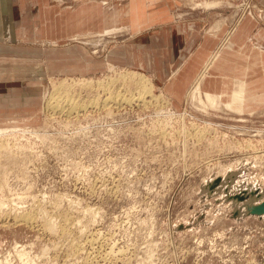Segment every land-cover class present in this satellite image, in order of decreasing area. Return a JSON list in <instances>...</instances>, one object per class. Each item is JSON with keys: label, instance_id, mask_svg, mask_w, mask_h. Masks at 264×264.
I'll return each mask as SVG.
<instances>
[{"label": "rangeland", "instance_id": "rangeland-1", "mask_svg": "<svg viewBox=\"0 0 264 264\" xmlns=\"http://www.w3.org/2000/svg\"><path fill=\"white\" fill-rule=\"evenodd\" d=\"M165 1L40 0L57 22L39 41H83L102 68L83 70L80 47L53 61L15 44L0 53V264H264V215L247 212L250 196L233 198L264 199V0ZM144 6L207 35L180 71L182 39L166 53V40H136L152 59L185 58L162 79L111 53L134 45ZM131 70L150 78L153 97L139 96L133 75L118 80ZM112 76L127 99L105 106L97 83L109 90ZM69 98L89 106L69 112Z\"/></svg>", "mask_w": 264, "mask_h": 264}, {"label": "crops", "instance_id": "crops-1", "mask_svg": "<svg viewBox=\"0 0 264 264\" xmlns=\"http://www.w3.org/2000/svg\"><path fill=\"white\" fill-rule=\"evenodd\" d=\"M167 2L168 1L166 0L165 3ZM42 6L40 0H0V53H6L9 46L15 44L14 46L22 52L29 51L31 52V56L43 54L48 61H53L69 59V56H73L75 53L73 48L80 47L82 52L86 54L84 57L78 59L80 63H85V65H82L83 63L81 64L83 70L93 69L98 66L102 68L103 61H98L93 57H89L91 55L88 53L86 47L83 46V41H80L81 43L71 44L56 42L55 40L49 43L39 41L40 39H49L48 36H45L44 30L54 31L56 28L55 23L57 22L55 20L56 15L54 18L46 16ZM144 8V20L135 21L130 26V30L133 31L132 37L134 39V45H128L127 51L123 47L120 48V46L113 47L111 53L119 54L123 57L128 56L129 61H137L141 63V66L136 65L135 68L145 70L146 68L155 69L154 71H156V73L158 72L159 78L162 79L167 77L170 72L173 71V68L180 64V61H183L185 58H176L173 56L172 58L159 57L152 59V57H148L146 49L144 52L142 51V48L139 46L140 41L136 40H153L155 44L161 43V41L156 42L155 39L157 38L159 40H166L164 47V52L166 53L169 52L167 45H172V42L177 39H182V42H180L179 45L184 47L178 48V50L175 49L174 51H177V53H180L181 55L182 53L187 55L190 54L186 60H184L183 64L179 65L178 70H181L184 63L189 60L191 55H193V51L195 54L206 43L207 35L206 33H202L203 28L201 25L199 27V25L193 23H169V21L172 20L173 15V11L169 7V9L160 8L158 11L155 7L144 6ZM83 29L82 32H84L85 35H88L87 31L89 28L87 29L85 27ZM152 31L159 32L151 35ZM186 47H194V50L191 52L192 48L187 50ZM172 50L173 48H171L170 52H174ZM149 52L150 54L154 53L153 51ZM50 68V66L49 68H46L47 74L55 73L53 69L50 71ZM200 78L201 77L198 79Z\"/></svg>", "mask_w": 264, "mask_h": 264}, {"label": "bare ground", "instance_id": "bare-ground-1", "mask_svg": "<svg viewBox=\"0 0 264 264\" xmlns=\"http://www.w3.org/2000/svg\"><path fill=\"white\" fill-rule=\"evenodd\" d=\"M240 22V21H239ZM112 29H114V28H110V29H106L102 34H109V33H111L110 31H112ZM124 33V32H123ZM126 33V32H125ZM102 34H100V35H102ZM112 34V33H111ZM122 35V34H121ZM84 39V38H83ZM108 39V38H107ZM114 40V39H113ZM80 41V40H79ZM85 46V45H84ZM115 66L113 65V64H110V69L111 70H113V69H115L114 68ZM128 70V69H127ZM118 72V71H117ZM131 72V73H130ZM132 72H133V74H132ZM120 73V72H119ZM124 73V72H123ZM120 74H122V73H120ZM116 75V74H115ZM118 75V74H117ZM130 75H133V76H136V78L135 79H133V76H131V80L130 81H132V80H135L136 81V79H137V83H140V88H139V90H138V94H139V96H141V98L143 99V96L145 97L146 95L145 94H149V95H151L152 97H153V92H152V90H153V83H152V81L150 80V78H147V76L144 74V73H142V72H136V71H127V72H125L124 74H122V77L119 75L118 76V80L120 79V78H124L123 76H125V78L126 77H128V76H130ZM113 77V76H112ZM120 77V78H119ZM114 78V81L111 79V81H110V85H111V87H109L110 89L108 90H106V87H108L109 86V84H107V83H105L104 81L105 80H102V81H100L99 80V82L97 83V85H98V87L99 88H102V87H104L105 88V91H107V94L106 95H104L105 97H103L102 98V103L104 102V104H105V106H106V104H107V106L109 105V104H111L112 105V102H118V104L119 103H121V100L122 101H124V100H126L127 99V97H123V99H121V97H119V94L120 93H117V92H115L114 93V91H112V89L111 88H113L112 86H114V84H116V83H114L113 84V82H115V78L116 77H113ZM127 79V78H126ZM202 78H200V79H198V81H197V84H196V86H195V89H194V94H197V97L198 96H201L200 94H201V91H200V89H201V85H200V80H201ZM92 80V79H91ZM91 80H88V78H78V80L77 79H74L73 81H75V83H78V84H85V83H91L90 81ZM117 80V78H116V82L118 81ZM121 80H123V79H121ZM93 81V80H92ZM97 81V80H96ZM94 82V81H93ZM126 82V80L124 79V81H123V84ZM133 82V81H132ZM60 83V82H59ZM95 83V82H94ZM109 83V82H108ZM113 84V85H112ZM122 84V85H123ZM126 84V83H125ZM135 84V83H134ZM91 85V84H90ZM96 85V84H95ZM121 85V86H122ZM127 85V84H126ZM131 85V84H130ZM139 85V84H138ZM137 85V86H138ZM56 86H57V84H56ZM83 87H84V85H82ZM82 86H81V89H82ZM87 85H85V87H86ZM91 86H94V85H91ZM136 86V85H135ZM135 86H132V87H135ZM136 86V87H137ZM87 88H88V86H87ZM90 88V87H89ZM93 88H95V87H93ZM122 88V87H121ZM59 89V88H58ZM83 89H86V88H83ZM137 89H138V87H137ZM62 90V89H61ZM88 90V89H87ZM104 90V89H103ZM116 90V89H115ZM119 90V89H118ZM72 91V90H71ZM83 91V90H82ZM89 91V90H88ZM120 91H121V89H120ZM130 90H128V92H129ZM137 91V90H136ZM154 91V90H153ZM56 92H57V90H56ZM104 92V91H103ZM79 93H81V92H79ZM106 93V92H105ZM161 93V92H160ZM55 94V93H54ZM83 94V93H82ZM81 94V95H82ZM87 94V93H86ZM193 94V93H192ZM80 95V96H81ZM98 95L100 96V93H98ZM79 96V97H80ZM94 96V95H93ZM96 96V95H95ZM103 96V95H102ZM120 96H122L121 94H120ZM162 96V95H161ZM148 97V96H147ZM96 98H97V96H96ZM95 98V99H96ZM99 98V97H98ZM98 98H97V100H98ZM159 98H160V95H159ZM201 98V97H200ZM206 98H208V100L210 101H212V102H215V103H213L214 104V106L216 105V101L218 100L217 99V96L216 95H214V94H211V93H206ZM235 100H237V101H242L243 100V98H242V91H239V92H236V94H235ZM92 99V98H91ZM95 99H93L91 102H94L96 105H98L97 104V100H95ZM101 99V98H100ZM154 99H158L157 97H155L154 96ZM65 100V99H64ZM69 101H67V103H69L70 104V107H68L67 109H69L68 111L69 112H71V110H78V109H82V108H86L85 107V105L86 106H89V105H87V104H79V105H77L78 103H77V101L75 100V99H71V98H69L68 99ZM80 100V99H79ZM136 100V99H135ZM151 100V99H150ZM144 101V100H143ZM152 101V100H151ZM60 101L59 100H57V102L55 103V104H53V103H51V106L52 107H54V108H60V107H62L63 106V101L61 102V103H59ZM81 102V101H80ZM91 102H89L90 104H92ZM99 102H101L100 100H99ZM156 102V101H155ZM204 101H202V103H203ZM236 102V101H235ZM93 103V104H94ZM159 103V102H158ZM161 103V102H160ZM211 103V102H210ZM240 103V102H239ZM103 104V105H104ZM67 105V104H66ZM66 105L64 106V107H66ZM83 105V106H82ZM111 105H109V106H111ZM205 105V104H204ZM102 106V105H101ZM146 106V105H145ZM230 107H231V105H230ZM62 109V108H61ZM53 110V109H52ZM235 110V109H234ZM67 111V110H66ZM71 114V113H70ZM67 115V114H66ZM68 115H69V113H68ZM72 115V114H71ZM7 130H5L4 131V129L3 128H0V134L1 133H3V132H6ZM264 176V175H263ZM261 178V177H260ZM27 218H28V215H27ZM24 219V218H23Z\"/></svg>", "mask_w": 264, "mask_h": 264}, {"label": "water", "instance_id": "water-1", "mask_svg": "<svg viewBox=\"0 0 264 264\" xmlns=\"http://www.w3.org/2000/svg\"><path fill=\"white\" fill-rule=\"evenodd\" d=\"M221 178H218L216 180H214L211 184L210 187H214L215 185H217L220 182ZM260 193L258 192V190H252L250 192H247L246 190H243L241 193L237 194V195H233V198H236L238 200H245L247 197H249V201H247L245 203L246 205V210L249 214H254V215H264V199H262L261 201L258 202H253L250 201L252 198L256 197H260Z\"/></svg>", "mask_w": 264, "mask_h": 264}]
</instances>
